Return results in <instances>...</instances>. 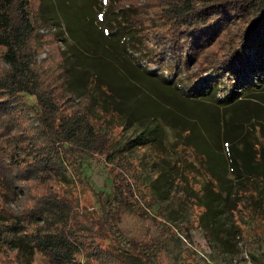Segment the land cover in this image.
<instances>
[{
    "label": "trees",
    "instance_id": "obj_1",
    "mask_svg": "<svg viewBox=\"0 0 264 264\" xmlns=\"http://www.w3.org/2000/svg\"><path fill=\"white\" fill-rule=\"evenodd\" d=\"M75 5L73 0H0V191L9 194L33 188L37 192L32 204L20 213L0 208V241L4 247L17 252L21 249L18 242L24 241L49 264H166L162 255L168 229L161 220H154V230L147 239L129 234L122 227L127 214L149 218L145 217L143 205L149 196L145 190L154 186L158 176L153 181V167L135 173L130 158L137 148H147L156 156L162 153L160 149L165 150L166 139L164 127L181 128L179 146L191 149L197 158L195 163L186 162L183 174L195 171L206 178L207 195L202 200L199 198V205L204 208L200 221L209 224L218 220L224 213L218 202L224 199V206L231 214L239 211L242 204L251 221L257 217L263 223V122L244 112V120H250L251 124L221 152L214 136L221 116L216 114L212 118L213 136H206L204 119L199 114L193 115L197 119L183 116L192 103L199 102H191L189 106L188 102H182L181 107L178 99L167 96L171 81L162 79L165 84L155 83L154 79L159 77L152 73L154 78L140 82L136 69L106 63L105 58L113 55L119 64L124 61L119 46L108 50L100 45L104 62L96 63L89 58L91 63H86L85 57L84 65L100 64L104 73L92 66L91 69L81 66L84 80L77 73L81 67L72 65L65 53L58 64L41 66L38 63L43 44L41 29L59 32V25L64 22L68 30L76 28L82 36L77 22L82 18L86 22L88 17L84 14L80 18L73 10L77 9ZM155 6L159 7V18L163 21L159 33V43L163 45L158 55L168 54L178 65L183 57H189L195 65L190 71L193 83L207 72L231 74L238 80L255 63L258 72L264 71V0H166L158 1ZM60 13L64 21L59 19ZM90 22L94 26L92 18ZM126 28L125 25L122 30ZM138 28L144 30L146 25L141 23ZM231 28L226 50L219 55L220 48L213 49L215 43ZM84 39L94 44L91 35L82 36ZM245 49L252 50V55ZM74 51L76 59H81V53ZM116 72L137 76L133 82L141 88L150 84L155 93H165L166 105L180 119L179 125L166 123L163 131H159L152 116L147 119L135 116L136 108L124 113L118 97L123 86L115 79ZM208 85L207 89L211 90ZM28 98H34L35 103L31 104ZM77 98L80 101L76 102ZM261 103L264 104V98L257 102L256 113L264 121ZM239 104L247 106L241 99ZM226 119L222 116L223 121ZM114 120L119 124L113 123ZM186 123L188 127H183ZM193 123L198 125V136L190 130ZM119 126L123 130L115 131ZM125 131L131 133L130 138H121ZM183 137L192 140L189 143ZM198 138L207 141L209 152L197 151ZM97 158L107 165L110 181L107 190L93 188L84 172L85 162ZM80 186L94 194L92 209L81 206L76 192ZM235 188L236 197L231 199ZM253 197L255 206L251 202ZM211 230L217 233L215 227ZM220 241L225 243L223 239ZM20 251L22 264H34L29 254Z\"/></svg>",
    "mask_w": 264,
    "mask_h": 264
},
{
    "label": "rangeland",
    "instance_id": "obj_2",
    "mask_svg": "<svg viewBox=\"0 0 264 264\" xmlns=\"http://www.w3.org/2000/svg\"><path fill=\"white\" fill-rule=\"evenodd\" d=\"M73 1L77 5V9H73L76 10V14L80 18L84 14L85 17H88L86 22L83 18L77 22L82 36L91 35V39L96 45L89 40L84 39L82 41L79 30L76 28L68 30L64 22L59 25L61 27L59 32L41 29L39 34L43 39V44L41 54L38 57V63L41 66L48 67L58 64L63 53L75 66H86V64L84 65L85 57L88 58V60L85 59L86 63L90 61L89 58L95 60L96 63L100 60L104 62V55L100 52V47L103 46L112 50L119 46L121 49L120 57L122 56L124 61L119 64L113 55V58H105L106 63H111L110 65L114 67H121L124 64L125 69H136L138 77L142 80L140 82H147L155 75L159 77L154 79L155 83L165 84L162 79L171 81L169 90L166 91L167 96L173 97L174 100L178 99L181 107L182 102L184 104L188 102L187 106L191 102H199L195 105L192 103L189 106L190 110L186 111L189 115L186 116L184 113L183 116L186 119H197L193 115L199 114L204 119V129L210 132L209 134L204 130L206 136H213L214 126L212 123L214 121L212 122V118L216 114L221 116L217 130L214 132V136L218 138L217 143H219L217 150H226L234 140L245 133V127H248L251 121L244 120V112H249L251 117L259 118L264 124L263 118L256 113L259 110L256 107L257 102L264 98V71H257L258 63L253 64L251 69L246 71V76H242L238 80L229 76L231 74L218 75L207 72L193 83L190 71L195 68V65L189 57H183L182 62L178 65L171 60L168 54L158 55L160 45H163L159 43V33L163 21L159 18V5L155 6V3L158 1L163 3L166 0H124L122 3L119 0H107V3L104 0ZM147 2L150 4L147 5ZM58 17L63 21L65 19L62 13ZM91 18L94 26L90 22ZM141 23L146 25L144 30L138 28ZM125 25L129 30L127 28L122 30ZM232 30L233 28L227 30L215 43L213 49L220 48L219 55L225 52L228 33ZM86 39L88 38L86 37ZM88 45L93 46L86 49ZM74 50L81 53V59L79 57V60L76 59L77 53ZM245 52L249 55L253 53L252 50L247 49ZM106 63L104 65L107 68ZM186 64L189 66L186 67ZM93 65L86 67L91 69L92 66L93 69L104 73L100 64L98 66ZM144 69H147L148 72H145ZM80 71L77 73L84 80L82 67ZM114 77L123 86L118 97L122 100L120 106L125 110L124 113L136 108L138 113L134 112L135 116L146 117V119L152 116L153 124L159 127V131H163L166 123L179 125L180 119L170 109L171 106L166 105L167 96L165 93H155L156 91L150 87V84H143V88H141L139 84L136 85L133 82V79H138L137 76L131 74L116 72ZM131 80L132 83H130ZM208 84H210L211 90L207 89ZM213 86L216 87L215 92H213ZM185 92L189 95H186ZM212 92L213 94H211ZM78 99L76 102L80 101ZM240 99L248 107L239 104ZM28 101L31 104L35 103L34 98H28ZM262 106L264 109V104ZM222 116L227 117L226 121L222 120ZM231 119H233V123H231ZM260 120L256 123H260ZM224 122L231 125L227 126ZM113 123L119 124L117 120H114ZM236 124H239L238 128ZM188 125L186 123L183 127H188ZM190 128L198 136V125L193 123ZM121 130L123 129L120 126L115 128L117 132H121ZM164 131L166 139L164 142L165 150L164 147L160 149L162 153L156 156L147 148H137L131 154L130 159L136 169L135 173L153 167L152 179L154 181L158 176V181L152 188L145 190L147 194L149 192V196L143 202L147 212L145 217L151 219H144L143 214L141 216L136 213L127 214L122 221L124 230L129 234L147 239L154 230V220H161V223L166 225V230L168 229L164 254L162 255L166 264H264V222L262 223L257 217L251 221L245 213L248 212L246 206L239 205V211L231 214L225 208L224 199H222L218 204L220 203L223 207L224 213L217 218L218 220L209 224L207 221L206 223L200 221V217L204 214V208L199 204L200 199L202 200L207 195L204 190L206 178L199 172L190 171L184 172V174L182 172V167L187 165L186 162L195 163L197 160L191 149H181L179 146L178 136L182 129L164 127ZM183 133L185 135V132ZM121 134L122 139L131 137V133L128 131ZM233 137L235 139L231 141ZM183 138L189 143L192 140L187 137ZM229 142L231 143L229 144ZM234 144L236 145L237 142ZM196 145L199 152H209L211 149L208 148L207 141L199 138ZM139 159L141 160L139 161ZM183 161L185 162L183 163ZM84 172L93 188L96 190L109 189L110 181L104 160L100 158L87 160ZM234 190L236 188L232 191L231 199L236 197L237 193ZM76 192L79 193L78 198L81 206L90 209L94 207L95 197L89 188L80 186ZM36 193L33 188L10 191L9 194L6 191H0V208L20 213L26 206L32 204V199L37 195ZM255 200V197L251 199L254 206ZM258 211L263 212L262 210ZM260 212H257L259 218ZM157 215L160 216L158 220L152 219L153 216ZM212 227L216 228L215 232L217 233L211 230ZM220 239H223L225 243L221 242ZM17 245L20 246V250L30 255L34 264H49L43 255L32 250L24 241L18 242ZM20 250L13 252L6 249L1 240L0 264H22L23 261L19 258L22 254Z\"/></svg>",
    "mask_w": 264,
    "mask_h": 264
},
{
    "label": "snow or ice",
    "instance_id": "obj_3",
    "mask_svg": "<svg viewBox=\"0 0 264 264\" xmlns=\"http://www.w3.org/2000/svg\"><path fill=\"white\" fill-rule=\"evenodd\" d=\"M105 3H107V0H104Z\"/></svg>",
    "mask_w": 264,
    "mask_h": 264
}]
</instances>
